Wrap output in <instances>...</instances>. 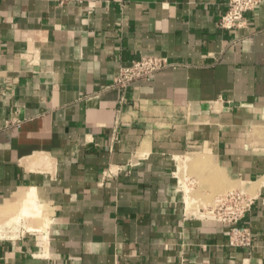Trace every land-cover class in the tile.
Listing matches in <instances>:
<instances>
[{"label":"crops","instance_id":"1","mask_svg":"<svg viewBox=\"0 0 264 264\" xmlns=\"http://www.w3.org/2000/svg\"><path fill=\"white\" fill-rule=\"evenodd\" d=\"M226 1L0 0V264H264V0ZM141 56L172 65L114 86Z\"/></svg>","mask_w":264,"mask_h":264},{"label":"built area","instance_id":"2","mask_svg":"<svg viewBox=\"0 0 264 264\" xmlns=\"http://www.w3.org/2000/svg\"><path fill=\"white\" fill-rule=\"evenodd\" d=\"M58 3L73 1L83 4L88 0H56ZM261 0H227L226 9L218 19V25L223 29L237 27L246 11L253 10ZM172 65L163 57L141 56L131 60L122 67L115 77L113 85L124 89L130 82L137 79H148L153 73ZM252 198L241 190L231 189L218 195L212 206L208 207L206 215L225 225L228 233V245L240 249H248L252 243V233L249 227L241 226L239 221L248 211Z\"/></svg>","mask_w":264,"mask_h":264},{"label":"rangeland","instance_id":"3","mask_svg":"<svg viewBox=\"0 0 264 264\" xmlns=\"http://www.w3.org/2000/svg\"><path fill=\"white\" fill-rule=\"evenodd\" d=\"M213 205V204H212Z\"/></svg>","mask_w":264,"mask_h":264}]
</instances>
